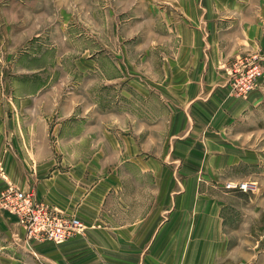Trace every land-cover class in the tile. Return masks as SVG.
Wrapping results in <instances>:
<instances>
[{
  "label": "crops",
  "instance_id": "1",
  "mask_svg": "<svg viewBox=\"0 0 264 264\" xmlns=\"http://www.w3.org/2000/svg\"><path fill=\"white\" fill-rule=\"evenodd\" d=\"M171 1V14H162L180 38L160 42L177 48L161 58L160 84L169 86L167 91L177 97L174 102L184 104L185 110L216 116L212 127L225 135L227 127L231 132L234 123L246 121L239 118L245 111L264 105V81L246 99L232 98L228 87L229 67L239 56L257 53L264 66V0ZM5 12L0 9V17ZM5 93L18 92L14 88ZM45 100L49 98L27 104L25 110L35 112L34 119L24 121L17 115L18 122L9 125L8 132L0 115V201L8 189L32 193L37 201L80 219L85 230L60 245L28 241L18 218L1 206L0 264H247L243 252L249 254V264H264V254L255 257L253 243L238 244L257 239L247 222L249 215H259L257 204L252 199L240 203L222 186L242 179L227 170L248 164L246 158H209L207 152L198 165L194 154L189 159L190 149H177V118L164 136L163 124L145 132L142 152L153 147V154H121L119 166L108 157L112 143L105 153L82 154L74 136L68 140L74 154L54 153L55 135L43 120L47 115L38 113L49 111ZM22 103L8 107L23 109ZM61 138L58 142H65ZM189 143L181 140L179 145L188 148ZM156 147L159 154H154ZM179 158L183 165H162V159L178 163ZM188 159L195 165H185Z\"/></svg>",
  "mask_w": 264,
  "mask_h": 264
},
{
  "label": "rangeland",
  "instance_id": "2",
  "mask_svg": "<svg viewBox=\"0 0 264 264\" xmlns=\"http://www.w3.org/2000/svg\"><path fill=\"white\" fill-rule=\"evenodd\" d=\"M172 6L171 0H0V9L7 11L0 17V88L7 93L16 88L18 92L11 95L2 91L1 125L8 132L9 125L18 122L17 115L24 121L34 119L35 112L25 110L27 104L34 103V98H49L45 100L48 103L42 101L47 106L50 104L44 108L49 111L38 113L47 115L43 120L48 122L50 134L55 135L51 152L74 154L73 144L69 143L74 136L77 150L82 154L105 153L107 149L110 151L107 145L112 143L113 154L108 157L113 166H119L121 154H153V147H145L142 152L145 132L152 130L153 124H163L164 136L169 124L177 118L180 134L176 138L180 140H174L177 149L181 152L190 149L189 159L194 154L199 159L198 165L207 152L209 158L234 154L236 161L238 157L247 159L249 165H235L227 170L242 179L229 180L222 186L227 193H235L233 197L239 198L240 203V199L243 202L252 199L257 204L254 207H258L259 215H249L247 221L252 233H258L257 239L238 240V244L248 247V242L253 243L258 254L255 257L259 258L264 254V105L258 111H245L239 118L246 121L234 123L235 128L229 127L231 132L227 127L223 135L221 128L212 127L216 116L210 119L205 112L187 111L184 104L174 102L177 97L167 91L169 86H161L158 78L162 73L161 58L177 49L175 44L160 42L170 37L180 38L173 24L164 22ZM262 63L257 53L235 60L229 67L228 87L232 98L246 99L263 84ZM245 80L252 81L251 88L241 91ZM24 92L27 94H20ZM12 102H23V109L8 107ZM59 138L66 143L58 142ZM181 140L182 144L190 141L188 148L179 145ZM157 150L156 147L154 154L160 153ZM179 156L184 158L185 154ZM189 159L185 165H195ZM171 162L162 159V165L167 167L184 164L180 158L178 163ZM244 183L249 184L247 191L240 189ZM18 191L22 190L8 189L4 197ZM29 194L53 216L75 217ZM4 197L0 207L18 218L19 226L27 232L26 240L48 241L44 235H34L29 225L23 224L18 210L4 207ZM243 253L249 264V254Z\"/></svg>",
  "mask_w": 264,
  "mask_h": 264
},
{
  "label": "built area",
  "instance_id": "3",
  "mask_svg": "<svg viewBox=\"0 0 264 264\" xmlns=\"http://www.w3.org/2000/svg\"><path fill=\"white\" fill-rule=\"evenodd\" d=\"M251 85V80H245L241 86V91L244 88L248 91ZM240 189L247 191L249 184H241ZM4 199V203H6L4 207H14L15 210H18L23 224L29 225L28 227L34 235H44L48 241L54 244H63L70 240L73 235L82 233L84 230V225L78 218H68L58 214L53 216L44 204L34 202L32 195L27 192H13L6 195Z\"/></svg>",
  "mask_w": 264,
  "mask_h": 264
}]
</instances>
